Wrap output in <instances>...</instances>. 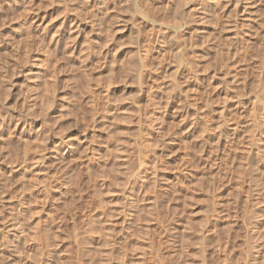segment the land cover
<instances>
[{
	"label": "clouds",
	"instance_id": "clouds-1",
	"mask_svg": "<svg viewBox=\"0 0 264 264\" xmlns=\"http://www.w3.org/2000/svg\"><path fill=\"white\" fill-rule=\"evenodd\" d=\"M0 264H264V0H0Z\"/></svg>",
	"mask_w": 264,
	"mask_h": 264
},
{
	"label": "rangeland",
	"instance_id": "rangeland-1",
	"mask_svg": "<svg viewBox=\"0 0 264 264\" xmlns=\"http://www.w3.org/2000/svg\"><path fill=\"white\" fill-rule=\"evenodd\" d=\"M211 7H214V5ZM48 11H49V13H52V12H55L56 9L53 8V9H49ZM59 23H60V21H56L54 24L50 25L49 26V32H52L58 26ZM197 27H199L200 29L205 28V26H203V25L197 26ZM67 30H68V24L65 23V28L61 30L60 35L57 37V40H60L61 43H63V41L70 35V33ZM124 35H126V33H124V32L119 33L117 36V39H120V37L124 36ZM228 35H232V33H228ZM77 43L79 44V41ZM169 110H171V109H169ZM124 127H127V125H124ZM189 135H190V133H189ZM73 143H75V141H73Z\"/></svg>",
	"mask_w": 264,
	"mask_h": 264
}]
</instances>
